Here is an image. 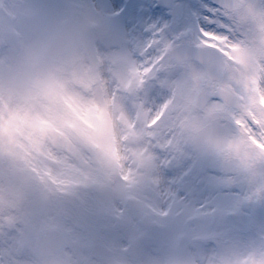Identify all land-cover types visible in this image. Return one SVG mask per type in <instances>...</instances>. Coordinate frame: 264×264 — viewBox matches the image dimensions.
<instances>
[{"label": "clouds", "instance_id": "clouds-1", "mask_svg": "<svg viewBox=\"0 0 264 264\" xmlns=\"http://www.w3.org/2000/svg\"><path fill=\"white\" fill-rule=\"evenodd\" d=\"M0 0V264H264V0Z\"/></svg>", "mask_w": 264, "mask_h": 264}, {"label": "snow or ice", "instance_id": "snow-or-ice-1", "mask_svg": "<svg viewBox=\"0 0 264 264\" xmlns=\"http://www.w3.org/2000/svg\"><path fill=\"white\" fill-rule=\"evenodd\" d=\"M167 3L171 6H173V10L175 11V5L177 3V0H167ZM115 7H120L119 4H114ZM122 11L129 19H135L137 16L142 15L144 10L139 6L137 3L130 2L123 6Z\"/></svg>", "mask_w": 264, "mask_h": 264}, {"label": "rangeland", "instance_id": "rangeland-1", "mask_svg": "<svg viewBox=\"0 0 264 264\" xmlns=\"http://www.w3.org/2000/svg\"><path fill=\"white\" fill-rule=\"evenodd\" d=\"M129 2H130V0H112V3H113V4H119L120 7H121V6H125V5H127ZM131 2H133V3H137V4L140 5V4H142V3L147 2V0H131Z\"/></svg>", "mask_w": 264, "mask_h": 264}]
</instances>
